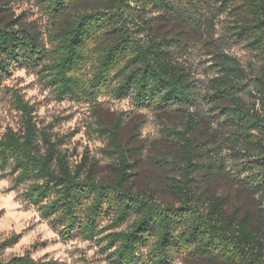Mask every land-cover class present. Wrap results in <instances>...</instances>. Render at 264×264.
Instances as JSON below:
<instances>
[{"label": "trees", "instance_id": "1", "mask_svg": "<svg viewBox=\"0 0 264 264\" xmlns=\"http://www.w3.org/2000/svg\"><path fill=\"white\" fill-rule=\"evenodd\" d=\"M12 1L0 0V94H10L22 126L0 134V169L15 186L25 185L22 200L36 206L62 238L101 242L111 264H175L174 253L181 250L264 264V221L254 224L247 210L228 212L226 195L196 190L202 168L208 181L230 175L253 192L264 190V71H248L226 51L241 43L264 68V0H34L51 21L47 40L19 16L8 17ZM160 18L219 26L214 42L224 50L207 83L189 63L193 40L155 33ZM16 67L40 70L58 98L93 100L108 90L139 106L179 110L181 126L164 127L176 153L155 157L174 199L161 201L155 190L135 186L137 147L121 138V117L111 124L98 121L114 158L109 178L97 177L87 153L73 160L62 147L64 137L38 122L35 104L18 89L3 87ZM207 106L220 117L219 126L199 141L195 133ZM223 142L232 148L230 161ZM104 218L110 222L103 226ZM19 240L15 233L1 249ZM0 264L59 262L26 252L8 259L0 253Z\"/></svg>", "mask_w": 264, "mask_h": 264}, {"label": "rangeland", "instance_id": "2", "mask_svg": "<svg viewBox=\"0 0 264 264\" xmlns=\"http://www.w3.org/2000/svg\"><path fill=\"white\" fill-rule=\"evenodd\" d=\"M17 16L23 25L39 30L44 39H48L51 21L39 11L34 0H13L8 17ZM219 29L218 25L215 28L205 24L192 27L175 18H160L154 31L159 35L178 34L193 40L189 63L193 66L196 77L205 84L218 72L217 63L220 58L217 53L224 50L214 42ZM226 51L237 55L248 71H264L262 60L259 61L243 44H235ZM3 85L4 88L18 89L25 99L35 104L38 122L41 125H49L48 129L55 135L64 137L62 147L68 150L73 160L80 161L87 153L91 160L96 162L98 178L111 176L110 163L114 160L109 152L108 139L97 130L98 121L103 120L106 124H111L121 117V138L132 139L133 145L137 147L136 174L133 177L135 186L146 191L155 190L157 199L161 201L174 199L167 183V172L155 161V157L176 153L164 127L181 126L183 116L179 110L158 111L151 107L139 106L131 97L116 98L108 90L98 93L93 100L58 98L54 87L46 84L38 69L16 67ZM248 98L253 101L255 96L248 95ZM215 112L209 106L206 107V118L198 125L195 133L199 141L208 140L212 129L219 126L217 119L220 117H217ZM21 126L20 112L14 106L10 94H0V134L8 127L19 130ZM228 145L229 142H223L222 148L223 155L230 161L232 148ZM202 169L205 171V168ZM202 172L198 174L196 185L199 195L204 196L207 191L226 195L229 198L228 212L234 208H238L240 212L247 210L252 214L254 224L260 220L264 221V190L253 192L247 184L230 175H220L208 181ZM24 186H15L11 176L0 169V245L11 235H20V240L13 246L5 249L0 246V253L4 258L28 252L36 260L55 259L59 264H111L101 242L81 236L62 238L48 220L41 216L36 206L28 205L22 200L21 192ZM109 222L108 218L101 220L103 226ZM173 262L234 264L225 259L197 257L185 250L175 252Z\"/></svg>", "mask_w": 264, "mask_h": 264}]
</instances>
